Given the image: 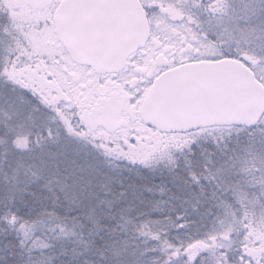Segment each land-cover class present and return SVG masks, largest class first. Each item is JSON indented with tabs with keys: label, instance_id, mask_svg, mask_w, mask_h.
I'll return each instance as SVG.
<instances>
[{
	"label": "snow or ice",
	"instance_id": "6c2138e0",
	"mask_svg": "<svg viewBox=\"0 0 264 264\" xmlns=\"http://www.w3.org/2000/svg\"><path fill=\"white\" fill-rule=\"evenodd\" d=\"M0 264H264V0H0Z\"/></svg>",
	"mask_w": 264,
	"mask_h": 264
}]
</instances>
